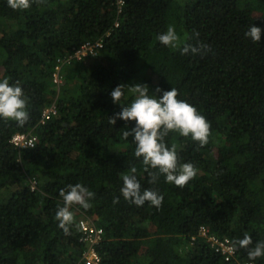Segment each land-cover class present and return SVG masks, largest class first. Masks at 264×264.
<instances>
[{"label":"trees","instance_id":"1","mask_svg":"<svg viewBox=\"0 0 264 264\" xmlns=\"http://www.w3.org/2000/svg\"><path fill=\"white\" fill-rule=\"evenodd\" d=\"M249 25L261 29L258 43L245 36ZM168 26L190 44L198 32L211 51L181 55L161 45L156 37ZM97 38L98 54L65 68L56 92L54 67ZM4 78L19 81L29 119L23 126L0 119V264H76L84 250L82 216L103 229L95 247L101 264H264V256L249 260L239 247L226 261L200 235L204 227L231 243L245 233L253 245L264 241V0H124L119 14L113 0H47L27 10L0 0ZM119 84H147L157 98L176 88L178 99L210 123L203 147L190 136L166 137L180 163L198 169L186 186L163 177L150 184L131 137L122 136L135 122L109 124L121 111L110 96ZM55 96L56 113L42 122ZM29 132L32 148L11 144L15 134ZM130 166L142 190L163 195L159 210L123 199L121 174ZM29 178L39 181V191H31ZM77 183L95 198L88 210L73 207L65 235L55 219L59 190Z\"/></svg>","mask_w":264,"mask_h":264},{"label":"clouds","instance_id":"2","mask_svg":"<svg viewBox=\"0 0 264 264\" xmlns=\"http://www.w3.org/2000/svg\"><path fill=\"white\" fill-rule=\"evenodd\" d=\"M7 4L13 10H27L33 4L44 6L47 4V0H7ZM245 36L258 43L261 38V29L249 25ZM198 37L199 33H194L189 39L196 42L194 44L187 43L177 35L174 26H168L167 30L158 34L156 39L167 48L179 50L181 55L189 53L200 55L206 54L205 50L211 51V47L199 41ZM67 67H63L62 76ZM51 82L53 89L58 87L57 90L55 89L58 92L61 83L59 86L54 85L52 75ZM155 93H161V89L157 87ZM110 96L114 104L121 105V111L114 117L108 118V122L110 125H114L117 119L135 122V127L130 131H122V136L125 140L131 137L135 145L134 156L141 159L144 166L143 171L147 173L150 184H156L160 177H163L166 183L184 187L195 178L198 169L190 162L180 163L177 145L172 144L169 147L166 137L170 133L185 138L190 136L192 141L198 142L199 146L203 147L209 142L211 125L194 106L185 100L178 99L179 93L176 88L171 87L169 91L162 92L160 98H157L156 95L149 94L147 84L131 86L119 84L111 91ZM56 97L45 109L54 107L56 110ZM128 97H131L130 101H128ZM0 119L13 120L18 126H23L28 121V99L19 85V81L10 84L8 78L0 80ZM136 174L135 166H130L127 172L121 174L120 193L123 199L137 207L148 202L150 206L159 210L162 207L163 195L154 188L142 190ZM28 180L30 188L32 181H35V185L40 187L36 178ZM31 191H39V188L35 190L31 188ZM59 196L62 198L63 204L58 206L55 219L58 221V227L63 230L65 235H68L70 226L75 221L73 207L79 206L85 210L92 208L91 201L95 198V193L77 183L61 188ZM112 202L113 204L119 203V197L113 199ZM237 247L248 249L249 260H256L264 256V241L253 245V240L247 233L244 234L243 239L232 242L233 252Z\"/></svg>","mask_w":264,"mask_h":264},{"label":"built area","instance_id":"3","mask_svg":"<svg viewBox=\"0 0 264 264\" xmlns=\"http://www.w3.org/2000/svg\"><path fill=\"white\" fill-rule=\"evenodd\" d=\"M116 3L117 14L121 12L124 0H113ZM118 16V15H117ZM114 27H118V22L115 21ZM109 35V32L107 33ZM102 38H97L95 41H87L81 47L74 49L73 52L67 55L60 64L54 67L52 81L54 85L59 86L61 83L63 67L73 63L87 61L89 57L98 54L97 49L102 47ZM54 107L47 108L43 111L42 117L44 122L50 114H55ZM35 136L32 132L28 134H15L11 139V144L18 149L32 148L34 146ZM35 181L31 182L32 190L36 189ZM77 230L80 233V242L84 245V250L76 264H101L100 256L96 250V246L103 241L104 232L101 227L96 225L95 221L87 216H82L77 221ZM200 235L205 237L210 248L217 254H221L226 261L234 257L235 251L231 249V241L228 238L219 239L218 237L209 234L208 230L201 227ZM252 264V263H244Z\"/></svg>","mask_w":264,"mask_h":264},{"label":"rangeland","instance_id":"4","mask_svg":"<svg viewBox=\"0 0 264 264\" xmlns=\"http://www.w3.org/2000/svg\"><path fill=\"white\" fill-rule=\"evenodd\" d=\"M60 85H61V84H60ZM54 89H56V90H57V89H58V87H54ZM59 90H60V87H59ZM36 188H39V187H38V186H36Z\"/></svg>","mask_w":264,"mask_h":264}]
</instances>
